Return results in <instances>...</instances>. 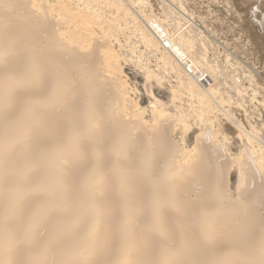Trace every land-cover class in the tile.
Listing matches in <instances>:
<instances>
[{
  "label": "bare ground",
  "instance_id": "bare-ground-1",
  "mask_svg": "<svg viewBox=\"0 0 264 264\" xmlns=\"http://www.w3.org/2000/svg\"><path fill=\"white\" fill-rule=\"evenodd\" d=\"M35 1L0 0V264H264V137L170 38L197 39L195 21L182 18L186 37L141 18L161 64L183 71L200 128L185 149L171 139L183 116L153 110L148 124L131 110L118 58L83 35L97 23L81 11H94L80 10L71 42L70 6L54 5L59 21ZM210 113L237 129V156L216 142Z\"/></svg>",
  "mask_w": 264,
  "mask_h": 264
},
{
  "label": "rangeland",
  "instance_id": "rangeland-1",
  "mask_svg": "<svg viewBox=\"0 0 264 264\" xmlns=\"http://www.w3.org/2000/svg\"><path fill=\"white\" fill-rule=\"evenodd\" d=\"M59 2L70 6V22L62 29L68 32L67 39L71 42L76 41L79 32L80 10L87 6L95 12L93 16L81 11L87 16L86 21L91 19L97 23L89 20L95 25L93 32L83 31V35L85 39L94 35L104 42V50L118 58L121 69L118 77L124 83L131 110L148 124L154 121L153 110L174 115L175 120L183 116L184 122H176L171 139L185 149L192 148L200 128L188 111L187 88L182 82L184 74L170 58L166 59L167 66L161 64V58L167 55L154 39L158 32L150 33L149 28L144 25L148 31L143 26V20L151 19L150 23L159 26L152 28L153 33L163 30L168 34L166 25L177 23L182 35L188 37L192 31L186 29L182 18H192L198 27L196 40L188 41L183 37L181 43V36L173 35L177 29H170L173 33L170 38L176 37L174 41L188 53V63L210 75L208 87L216 93L215 100L245 129L264 137V0H37L35 6L54 7ZM51 10L53 18L61 21V12L58 13L56 7ZM170 13L179 16L172 17ZM143 36L154 40L148 43ZM201 76L197 74L195 78ZM233 86L235 89L230 90ZM208 117L213 121L211 127L216 142L237 156L240 151L237 129L222 115L210 113ZM233 168L231 184L235 186Z\"/></svg>",
  "mask_w": 264,
  "mask_h": 264
},
{
  "label": "built area",
  "instance_id": "built-area-1",
  "mask_svg": "<svg viewBox=\"0 0 264 264\" xmlns=\"http://www.w3.org/2000/svg\"><path fill=\"white\" fill-rule=\"evenodd\" d=\"M189 66V65H188Z\"/></svg>",
  "mask_w": 264,
  "mask_h": 264
}]
</instances>
